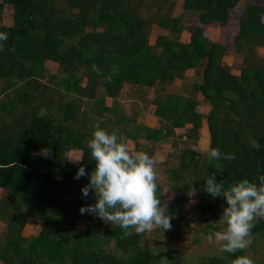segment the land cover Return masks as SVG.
Returning <instances> with one entry per match:
<instances>
[{
  "label": "trees",
  "instance_id": "1",
  "mask_svg": "<svg viewBox=\"0 0 264 264\" xmlns=\"http://www.w3.org/2000/svg\"><path fill=\"white\" fill-rule=\"evenodd\" d=\"M173 1L0 0V32L8 33L0 41V264L159 261L161 255L142 242L147 232L131 230L133 235L125 237L118 225L79 211L95 203L94 191L85 198L81 189L95 167L87 142L97 122L152 157L155 145L168 144L166 154L176 164L163 171L176 195L166 202L173 227L161 233L169 239L178 236L187 193L198 194L196 208L203 216L227 206L225 198L204 191L209 177L225 188L244 178L259 185L264 54L257 49L264 48V0H181L177 15L171 13ZM7 6L9 24L3 22ZM152 26L159 32L150 42ZM208 27L219 28L215 38ZM183 31L187 39L181 38ZM225 56L233 62L226 64ZM187 69L192 70L189 80ZM201 104L208 106L206 112L199 110ZM141 114L155 117V125L139 121ZM202 123L205 151L193 147ZM178 128L183 130L176 134ZM211 148L235 159L209 162ZM81 157L79 163L70 161ZM81 165L89 175L75 179ZM163 194L158 181L162 204ZM81 216L87 222L79 228ZM29 221L40 223L39 229L24 235ZM214 222L215 217L202 225L206 235L220 230ZM250 239L236 253L219 250L186 262L174 252L165 260L233 264L247 255L260 264L251 252L264 241V219L255 222Z\"/></svg>",
  "mask_w": 264,
  "mask_h": 264
},
{
  "label": "clouds",
  "instance_id": "2",
  "mask_svg": "<svg viewBox=\"0 0 264 264\" xmlns=\"http://www.w3.org/2000/svg\"><path fill=\"white\" fill-rule=\"evenodd\" d=\"M8 33L0 32V41H6ZM3 45L0 44V49ZM93 69L96 70L95 65ZM91 139L87 142L91 160L95 162L89 176V183L82 187L83 197H88L90 190L95 193V203L82 205L81 214L98 216L105 223L118 225L124 230V236L144 234L159 230L172 229V215L167 203L158 195V175L156 166L159 161L146 152L133 151L123 136L101 128L100 123L93 125ZM252 147L259 148L254 143ZM49 150H43L48 155ZM209 162L213 160L235 159L234 154H223L218 148H211L207 153ZM83 158L70 159L79 163ZM220 168V165H217ZM222 171V169H221ZM89 175L81 165L75 179ZM259 185L244 178L225 188L223 182H217L215 176L209 177L204 191L213 197L226 199L221 217L226 228L223 232L209 234L222 242L220 250L236 253L246 249L250 243L251 229L258 219H264V175L259 177ZM233 264H255L247 255L233 260Z\"/></svg>",
  "mask_w": 264,
  "mask_h": 264
},
{
  "label": "rangeland",
  "instance_id": "3",
  "mask_svg": "<svg viewBox=\"0 0 264 264\" xmlns=\"http://www.w3.org/2000/svg\"><path fill=\"white\" fill-rule=\"evenodd\" d=\"M174 15H177L181 11V0H174L173 1V6L171 10ZM10 8L9 6L5 7L3 11V22L5 24L10 23V16H9ZM208 35L211 38H215L216 34L218 35L219 33V28L218 27H208L206 28ZM159 32V29H156L155 26H152L150 29L149 33V41L153 42L155 35ZM186 32L183 31L181 38L185 39L186 37ZM257 52L260 55L264 54V48H258ZM223 61L226 64H230L233 62L231 56H225L223 58ZM235 62V61H234ZM48 69L52 70L53 66L51 64H47ZM53 71V70H52ZM232 72L237 73V69L233 68L231 69ZM186 73L188 74V77L190 79V76L192 75L191 70H187ZM191 74V75H190ZM188 79V80H189ZM44 80V79H41ZM178 86V85H177ZM152 89L149 90L147 93L148 97L152 96ZM197 98H200L198 95ZM107 104H109L110 100L108 99ZM129 99H127L125 103V109L128 110L129 107ZM208 106L207 105H200L199 110L201 112H206ZM138 120H143L147 125H155V117L151 115H145L141 114ZM176 134H179L182 132L183 128H178L176 129ZM205 124L202 123V126L200 128V136L198 137V140H195V144L193 147H196L199 151H205L207 148L208 144V136L205 131ZM128 146L130 149L133 150L134 144L133 142H128ZM178 146L182 147L183 143L181 141H178ZM191 145L188 144L187 147H190ZM169 146L168 144H157L153 148V154L154 158H156L159 163L156 166V171L158 175V181L164 186V201L168 202L169 200L173 199L175 197V193L170 190L169 185H167V180L164 174V167L166 165H175L176 164V159L167 155L168 153L167 150ZM134 151V150H133ZM70 196L67 198L69 200ZM199 199V196L197 193L191 191L185 195V200L183 202V210H182V218L179 220L178 223V236L175 239H169L166 237L164 234H162L160 231H157L155 233L147 232V236L143 239V244L153 247L154 250H156L161 257L159 258V261L156 264H168L165 260V254L166 253H180L183 255L186 260V262L191 261L195 262L197 258L201 255L205 254H211V253H218L221 247L220 241H217L215 237H213V242H209L208 236L202 231V225L205 222H210L213 220V218H216L215 224H218L220 230L215 231L216 232H223L226 228V224L221 217L222 212H223V207H218L216 209V213L211 214V215H201L200 212L196 208L197 201ZM87 222V217H79L76 221V226L79 228H82ZM40 226V223L36 221H29L25 224L22 232L24 235L28 234H34L38 231ZM0 228H1V223H0ZM264 243V241H259L257 243V251H253L251 253H256L257 255V260L260 261V264H264V247L261 245ZM250 253V252H248Z\"/></svg>",
  "mask_w": 264,
  "mask_h": 264
},
{
  "label": "crops",
  "instance_id": "4",
  "mask_svg": "<svg viewBox=\"0 0 264 264\" xmlns=\"http://www.w3.org/2000/svg\"><path fill=\"white\" fill-rule=\"evenodd\" d=\"M187 34V33H186ZM181 35H182V33H181ZM187 37H188V34L186 35V37H185V39H187ZM187 70H191V69H187ZM186 70V71H187ZM186 71H185V75H186V77H188V74L186 73ZM192 71V70H191ZM191 75V74H190ZM187 79H189V78H187ZM145 115H148V114H145Z\"/></svg>",
  "mask_w": 264,
  "mask_h": 264
}]
</instances>
